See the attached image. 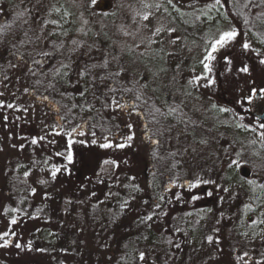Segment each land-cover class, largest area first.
Here are the masks:
<instances>
[{
    "label": "rangeland",
    "instance_id": "obj_1",
    "mask_svg": "<svg viewBox=\"0 0 264 264\" xmlns=\"http://www.w3.org/2000/svg\"><path fill=\"white\" fill-rule=\"evenodd\" d=\"M99 1L56 0L57 5L43 15L46 31L64 48L71 45L77 24L86 19L91 34L86 55L90 54L95 62L105 61L106 68L118 70L123 84L133 78L152 90L169 93L192 117L202 121L201 128L207 132L204 138L186 145L182 137L168 142L176 151L182 148L187 176L192 181L191 197L207 205L201 208L207 211L204 217L203 211L198 212L186 225L195 235L187 247V254L194 260L189 264H264V127H256L252 119L253 114L264 111L263 44L253 33L238 30L236 22L226 15L223 9L229 8V0H102L110 3L107 10L96 9ZM49 2L40 0L42 5ZM253 7L251 11L256 12ZM259 26L257 31L261 30ZM229 30H235L237 36L218 48L212 60H204L212 42ZM245 43L249 48L243 47ZM72 54L75 66L86 56ZM225 54L227 60L222 64ZM4 63L0 73V264H52L41 248L48 246L50 232L44 233L45 227L33 221L12 223L7 185L13 171L27 173L31 197L36 202L44 201L57 213L61 210L60 199L69 191L102 198L106 195L111 207L126 201L122 193L125 190L139 194L142 206L157 207L162 191L152 179L149 189L145 174H141L151 167L154 141L129 105H114L112 111L122 131L109 139H99L82 129L63 130L60 134L53 125V106L37 99L25 81L29 64L17 58ZM245 68L247 71H243ZM218 73L230 91L234 89L243 98L242 113L218 98ZM73 74L76 76L77 71ZM201 128L197 133L202 134ZM192 136L188 134V139ZM53 138H60V142ZM104 144L110 147H102ZM69 152L71 160L67 158ZM105 160L115 164L118 176L107 186L106 194H101L96 181H105ZM51 167L58 169L55 176ZM243 167L247 169L244 175ZM41 182L47 188L43 189ZM182 187L186 189L181 184L175 188ZM207 219L219 220L217 225L226 226V233L209 226ZM107 222L96 223L90 230H77L82 242L60 245L54 240L53 247L48 248L58 250L56 254L60 255L54 264H113L119 251L110 237L122 235L124 227ZM150 224L159 229L157 220ZM28 231L36 236L31 245ZM74 247H78V255L71 252Z\"/></svg>",
    "mask_w": 264,
    "mask_h": 264
},
{
    "label": "trees",
    "instance_id": "obj_2",
    "mask_svg": "<svg viewBox=\"0 0 264 264\" xmlns=\"http://www.w3.org/2000/svg\"><path fill=\"white\" fill-rule=\"evenodd\" d=\"M39 4L40 0H0V73H3L6 59L17 58L29 64L24 74L25 81L37 99L53 106V125L60 130V134L63 130L82 129L99 139H109L122 131V125L112 111L116 104L113 101L129 105L141 117L148 135L154 141L151 167L141 174H145L147 185L149 179L154 180L155 186H159L162 191V196L155 209H148L138 203L139 194H128L124 190L122 193L126 201L121 205L117 202V206L110 207L104 197L106 195L102 198L91 193L86 195L84 192L69 191L60 199L61 210L58 209L57 213V210L52 211L44 201H34L31 186L26 180L27 175L17 170L8 177L7 185V193L12 200L10 208H13V219L26 224L31 221L42 224L45 227L43 232H50L48 246L41 248L49 255L52 264L57 259L60 260V255L56 254L58 250L48 249L53 247L54 240H58L60 245L67 242L72 245L75 240L82 242L77 230L89 229L92 225L105 221L124 227L122 235L110 237L119 251L118 260L113 264H189L188 261L193 258L187 254V247L195 235L192 236V231L186 225L193 215L198 212L202 214V206L207 205L191 197L189 190H192V181L187 176L188 169L182 148L177 152L175 148L168 146V142L174 143L182 137L186 138L187 141L183 144L186 145L204 138L203 135L207 132L201 128L202 121L192 117L169 93L152 90L141 80L133 78L123 84L117 75L118 70L106 68L105 65L108 64L105 61L95 62L90 54L86 55L91 35L86 19L78 23L72 32L73 38L69 42L72 46L67 44L63 48L58 45L46 31L43 22V15L57 5L56 0H50L46 5ZM252 4L256 12L251 11ZM223 10L232 18V22H236L238 30L253 33L264 46V3L261 0H229V8L225 7ZM258 24L260 31L256 30ZM74 52L86 55L78 59L77 66L72 63ZM225 60L226 54L221 63ZM221 66L219 70L222 69ZM73 71H77L76 76ZM217 78L218 98L229 108L242 113L243 98L234 89L230 91L220 73ZM252 119L256 127L263 128V120L254 114ZM198 128H201L202 134L197 133ZM188 134H194L192 140L188 139ZM53 141L60 142V138H53ZM217 165L220 169V164ZM102 166L108 170L105 181L96 182L101 187L99 192L106 194L107 186L118 173L111 160L103 161ZM51 169L57 171L53 167ZM238 177L242 176L238 174ZM40 184L43 189L47 188L44 182ZM176 184L186 186V189L175 188ZM170 203L176 205L170 206ZM206 212L203 211V217ZM222 219L224 221L226 217ZM154 220H157L159 229L151 226L150 222ZM206 221L212 228H220L226 233V226L217 225L219 220ZM240 226L241 223L238 224L239 228ZM23 229L25 233L26 228ZM54 233L57 237H54ZM27 234L31 245L33 238H36L33 235L35 233L28 231ZM77 248L74 247L71 251L74 255H78ZM141 253L144 254L143 259L140 258Z\"/></svg>",
    "mask_w": 264,
    "mask_h": 264
},
{
    "label": "snow or ice",
    "instance_id": "obj_3",
    "mask_svg": "<svg viewBox=\"0 0 264 264\" xmlns=\"http://www.w3.org/2000/svg\"><path fill=\"white\" fill-rule=\"evenodd\" d=\"M216 2L217 3H219V0H216ZM249 2H251V0H249ZM169 3H171V0H169ZM261 3H264V0H261ZM148 17L147 16H145L144 17V19H147ZM53 23H55L54 21H53ZM237 36V32L235 31V30H229V31H224V32H222L220 35H219V38L218 39H215L213 42H212V44H211V50L208 52V54L204 57V60H206V61H210V60H212L214 57H213V53L214 52H216L217 50H218V48H222L225 44H227L229 41H232L235 37ZM243 47L245 48V49H247V48H249V44H247V43H245L244 45H243ZM45 55H47V54H45ZM261 63H264V60H262L261 61ZM204 67H205V69H208V64H204ZM243 71H247V69L245 68V69H243ZM117 75H119V73H117ZM26 91H27V89H26ZM81 95H83V93H81ZM113 103H117L116 101H113ZM117 106H119L118 104H117ZM9 107H11V105H9ZM222 111H224V109H222ZM129 127H131V125H129ZM261 127H264V124H262L261 125ZM262 135H264V134H262ZM128 139L129 140H131L132 139V137L131 136H129L128 137ZM32 143L33 144H35L36 143V140L34 139L33 141H32ZM69 143H71V141H69ZM124 145H120V147H123ZM102 147H110V145L109 144H104V145H102ZM69 160H71V152H69V154H68V157H67ZM233 163H235V162H233ZM57 171H58V169H57ZM55 171L52 173V175L53 176H55ZM25 175H27V173H25ZM249 183H252V181H249ZM227 189H225V191H226ZM34 191V190H33ZM193 199H195V197H193ZM148 219L150 220L151 219V217H148ZM16 221L15 220H13L12 221V223H15ZM4 235H7V233H5ZM211 237H208V240L209 241H211ZM4 246H7V241H5V244H4ZM17 247H20V245L19 244H17L16 245ZM140 258L141 259H143L144 258V254L143 253H141L140 254Z\"/></svg>",
    "mask_w": 264,
    "mask_h": 264
},
{
    "label": "water",
    "instance_id": "obj_4",
    "mask_svg": "<svg viewBox=\"0 0 264 264\" xmlns=\"http://www.w3.org/2000/svg\"><path fill=\"white\" fill-rule=\"evenodd\" d=\"M109 6H110V3L108 1H102L101 0V1H99V3H97L96 9L107 10L109 8ZM258 95H259L258 93L254 94L255 97H258ZM258 118L260 120H264V111L260 115H258ZM246 171H247L246 167H243L241 169V174L244 175L246 173Z\"/></svg>",
    "mask_w": 264,
    "mask_h": 264
},
{
    "label": "flooded vegetation",
    "instance_id": "obj_5",
    "mask_svg": "<svg viewBox=\"0 0 264 264\" xmlns=\"http://www.w3.org/2000/svg\"><path fill=\"white\" fill-rule=\"evenodd\" d=\"M256 116H258L257 114H255Z\"/></svg>",
    "mask_w": 264,
    "mask_h": 264
}]
</instances>
